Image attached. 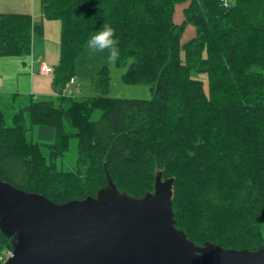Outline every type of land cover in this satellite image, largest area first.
<instances>
[{
  "label": "trees",
  "instance_id": "1",
  "mask_svg": "<svg viewBox=\"0 0 264 264\" xmlns=\"http://www.w3.org/2000/svg\"><path fill=\"white\" fill-rule=\"evenodd\" d=\"M40 7L59 24L48 75L55 95L29 96L11 116L0 105V181L64 205L96 198L108 180L135 199L172 180L174 226L196 247L264 248V0H40ZM104 25L114 30L122 82L147 85L149 100L109 97L106 67L92 77L98 96L64 95ZM185 25L195 36L181 46ZM42 35L31 15L0 13V58L29 59ZM14 243L0 232V252Z\"/></svg>",
  "mask_w": 264,
  "mask_h": 264
},
{
  "label": "water",
  "instance_id": "2",
  "mask_svg": "<svg viewBox=\"0 0 264 264\" xmlns=\"http://www.w3.org/2000/svg\"><path fill=\"white\" fill-rule=\"evenodd\" d=\"M172 180L143 199L112 182L96 198L55 205L0 181V232L15 243L4 264H264L256 252L196 247L174 226Z\"/></svg>",
  "mask_w": 264,
  "mask_h": 264
},
{
  "label": "rangeland",
  "instance_id": "3",
  "mask_svg": "<svg viewBox=\"0 0 264 264\" xmlns=\"http://www.w3.org/2000/svg\"><path fill=\"white\" fill-rule=\"evenodd\" d=\"M229 0H227L228 2ZM187 6V2L178 3L174 7L173 22L181 24L183 21V9ZM47 33L52 36L55 34V29L52 25H56V21H48ZM59 25V24H57ZM94 35V34H93ZM92 35V36H93ZM91 36V37H92ZM195 36V28L192 25H185L184 31L180 37V45L183 46L186 42ZM90 37V38H91ZM52 40V39H51ZM32 54V52H31ZM107 49L103 52L92 50L87 46L81 56L77 60L76 75L74 78L75 85L70 86L73 90H78L76 95L78 98H90L98 96V92L92 84L94 77L102 67H106L110 74L109 97L119 99H142L149 100L151 94L147 85H127L122 82V76L125 73V68L116 67L114 61L107 59ZM6 61V65L1 67L3 86H0V105L7 116L13 115L18 111L20 105L26 104L29 98V88L26 86V81L29 79L27 70L22 67L21 58H0ZM28 64V59H25ZM204 78V76H202ZM205 79V78H204ZM70 87H67L68 90ZM16 97V100L13 97ZM6 107V108H5ZM76 144L72 143L70 152L66 156V162L72 166L75 161Z\"/></svg>",
  "mask_w": 264,
  "mask_h": 264
},
{
  "label": "crops",
  "instance_id": "4",
  "mask_svg": "<svg viewBox=\"0 0 264 264\" xmlns=\"http://www.w3.org/2000/svg\"><path fill=\"white\" fill-rule=\"evenodd\" d=\"M0 13L28 14L31 15L34 24H42L43 35L34 37L31 50L32 54L28 59V64H22V67L27 70L26 73L29 75L28 81L25 82L29 88V96L40 98L55 95L51 87L50 77L48 75H41L39 69L43 64L52 67L57 63L59 42L58 23L52 25L55 29V34H52V36L49 35L46 27L52 23L43 18L40 0H0ZM2 60L0 59V74L2 72L1 67L7 64L6 61ZM24 62L26 63V61ZM69 90H71V87Z\"/></svg>",
  "mask_w": 264,
  "mask_h": 264
},
{
  "label": "clouds",
  "instance_id": "5",
  "mask_svg": "<svg viewBox=\"0 0 264 264\" xmlns=\"http://www.w3.org/2000/svg\"><path fill=\"white\" fill-rule=\"evenodd\" d=\"M117 41L114 39V30L104 25L101 30L97 31L89 40L88 47L92 50L103 52L107 49L109 61H114L118 57V49L115 46Z\"/></svg>",
  "mask_w": 264,
  "mask_h": 264
},
{
  "label": "built area",
  "instance_id": "6",
  "mask_svg": "<svg viewBox=\"0 0 264 264\" xmlns=\"http://www.w3.org/2000/svg\"><path fill=\"white\" fill-rule=\"evenodd\" d=\"M51 72V67L46 65V64H43L40 69H39V73L43 76H47L49 75ZM70 85H73L74 84V79H71L70 82H69ZM2 85V81H1V78H0V86ZM75 93H78V90H75ZM64 95H71L70 91H65L64 92ZM2 254H4L5 256H10V252L8 251H2ZM6 261V260H5ZM5 261L3 260V257L0 256V264H3V262L5 263Z\"/></svg>",
  "mask_w": 264,
  "mask_h": 264
},
{
  "label": "bare ground",
  "instance_id": "7",
  "mask_svg": "<svg viewBox=\"0 0 264 264\" xmlns=\"http://www.w3.org/2000/svg\"><path fill=\"white\" fill-rule=\"evenodd\" d=\"M224 1V5L225 6H227V0H223ZM72 79H74V78H72ZM70 86H72V85H70V84H68V86L67 87H70ZM65 91H70V90H68V88H66V90ZM64 91V92H65ZM11 253V252H10ZM0 256H2L3 257V260L5 261V260H7L8 258H9V256H5L4 254H2V252H0ZM6 262V261H5ZM3 264H4V262H3Z\"/></svg>",
  "mask_w": 264,
  "mask_h": 264
}]
</instances>
